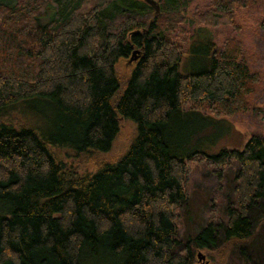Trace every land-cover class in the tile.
<instances>
[{
  "label": "trees",
  "instance_id": "obj_1",
  "mask_svg": "<svg viewBox=\"0 0 264 264\" xmlns=\"http://www.w3.org/2000/svg\"><path fill=\"white\" fill-rule=\"evenodd\" d=\"M157 1L155 14L145 0H0V113L15 104L55 113L51 126L0 116V264H195L197 250L264 230V137L216 153L196 143L252 107L261 74L236 12L257 0H206L193 12L197 34L177 0ZM220 25L232 30L218 45L207 34L205 65L181 74L195 37ZM123 60L133 63L126 78ZM183 115L204 126L175 127ZM120 118L136 134L116 160L79 173L57 158L60 147L109 150ZM196 163L214 165L219 178L235 165L233 197L222 218L180 239Z\"/></svg>",
  "mask_w": 264,
  "mask_h": 264
},
{
  "label": "rangeland",
  "instance_id": "obj_2",
  "mask_svg": "<svg viewBox=\"0 0 264 264\" xmlns=\"http://www.w3.org/2000/svg\"><path fill=\"white\" fill-rule=\"evenodd\" d=\"M206 4V0H177V12L186 16L190 31L195 34L199 33L197 32L199 28L197 29L198 25L193 18V12L203 11ZM236 16L237 22L242 27L238 35L244 42L248 62L251 68L260 72L261 82L252 96V107L249 111L237 114L230 119H220L219 126L223 128V135L219 128H210L203 133L196 134L197 145L210 153H216L221 148L241 149L254 133L264 137V31L257 27L258 22L264 17V0H257L254 5L248 8L238 9ZM231 30L227 25H220L213 29L208 28L206 32L197 35L194 49L188 48L182 55L178 67L179 72L186 74L190 70L199 69L205 65L208 58L205 53L207 34L208 38L218 45ZM132 64L126 60L119 62L118 67L123 78L127 77ZM0 114L2 120L9 118L13 122L27 120L39 126H46L48 125L46 124L47 119L51 118L54 121L55 113L45 104L35 105L31 111L26 108L21 110V104H15ZM185 126L200 128L204 126V123L199 116L192 120L186 115L177 117L175 127L180 129ZM135 134L136 123L129 118H120L119 131L109 150L90 149L85 153H76L72 148L60 147L55 150V153L58 159L79 173L94 172L100 162L114 161L125 153ZM214 169V165L196 163L188 175L186 184L188 197L186 203L178 211L177 236L180 239L192 236L213 215H215L214 220L222 218L223 206L233 197L232 188L236 166L230 165L225 168L221 178L217 176ZM254 231L251 240L240 244L227 247L219 245L216 252L197 250L195 264H264V230L255 228ZM198 252L203 255L202 259L197 257Z\"/></svg>",
  "mask_w": 264,
  "mask_h": 264
},
{
  "label": "water",
  "instance_id": "obj_3",
  "mask_svg": "<svg viewBox=\"0 0 264 264\" xmlns=\"http://www.w3.org/2000/svg\"><path fill=\"white\" fill-rule=\"evenodd\" d=\"M145 2H147L153 8L155 14H157L159 12L160 6H159V3L157 1H155V0H145ZM135 52H136V50L132 52V55L129 58V61H132V60L136 59ZM197 257L199 259L203 258V255L201 254V252L197 253Z\"/></svg>",
  "mask_w": 264,
  "mask_h": 264
}]
</instances>
